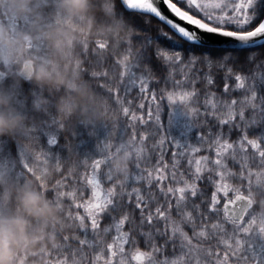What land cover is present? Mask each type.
Returning a JSON list of instances; mask_svg holds the SVG:
<instances>
[{
	"label": "snow or ice",
	"instance_id": "snow-or-ice-1",
	"mask_svg": "<svg viewBox=\"0 0 264 264\" xmlns=\"http://www.w3.org/2000/svg\"><path fill=\"white\" fill-rule=\"evenodd\" d=\"M117 3L119 14L138 32L147 35L142 38L139 51L132 49L124 56L119 86L111 94L124 117L130 116L131 121L146 124L148 121L143 115L130 111L131 101L121 96L122 88L126 97L138 86L142 100L150 96L155 105V124L161 129L164 126L160 101L167 100L170 108L167 127L175 123L180 134V139L173 137L170 141L179 150L172 153L174 163L170 167L161 152L151 172L145 175L137 167L130 180L132 185L143 184L146 193L138 189L117 192L108 169L106 180L110 186L106 189L102 186L98 173L105 161L94 159L91 178L83 177L91 186V198L76 202L78 189L64 190L72 176H64L59 157L53 156L51 148L45 151L40 144L41 137L47 136L48 145H57V135L41 131L36 134L33 151L21 147L18 157L8 151L0 152V176L10 175L22 181L26 175L37 178L39 173L38 178L46 181L47 194L57 202L71 198L75 209L83 208L86 213L81 215L77 211L74 215L69 210V218L77 226L76 232L61 237L54 252L49 253L51 264H188L189 258L192 264H202L199 255L193 253L194 245L202 246L199 241H215L212 246H204L206 259L203 264H209V259L211 264H264V219L251 218L245 222L249 203L226 182L228 177H235V172H225L226 162L221 167L222 158L229 153L240 168H245L250 159L258 160L264 167V72L258 77L254 71L264 70V0H117ZM153 20L158 25L154 26ZM161 24L168 31L159 27ZM257 52L261 55H254ZM203 69H215L226 78L236 71L247 70L248 76H234L237 88L243 91L242 98L217 99L216 93L209 90L214 84V75ZM158 73H163L158 82L172 85L171 91L160 90L159 100L155 91H149V84ZM197 84L203 87L198 89ZM224 93H229L228 83L224 84ZM201 96L204 97L203 113L197 107ZM126 103L129 106H125ZM238 104L242 105L239 110ZM144 107L141 102L139 108ZM248 112L250 116L246 115ZM200 117H211L219 123L214 159L207 155L196 158L207 142L194 123ZM148 118H153L151 107ZM225 125L228 126L227 134L223 131ZM250 129H259V135L250 138ZM233 130L240 135L235 142H230L226 137ZM193 132H197L199 146L192 143ZM166 135L161 136L157 147L164 145ZM207 149L213 150L212 147ZM249 150L254 154L251 157ZM185 157L188 168L180 172V160ZM33 159L43 166L30 164ZM50 159L55 160L53 171L61 178L49 180ZM212 164L217 165L215 173ZM248 171L250 176L254 174L250 167ZM254 175L258 181L264 179V173ZM202 181L214 188L210 199L206 189L199 186ZM230 192L234 193V198H230ZM220 194L225 200L222 209L218 207ZM198 198L208 204L210 213L220 214L222 210L223 219L230 223L232 230L229 232L219 222H213L214 231L209 234L207 224L198 226L189 207L191 203L199 210V205L195 204ZM199 214L202 220L206 219L202 212ZM105 219L109 223L101 228V221ZM113 231L115 236L108 242ZM157 239L166 241L165 251L171 247V257L165 255L160 260L155 259L159 251L154 243ZM141 245L145 250H141Z\"/></svg>",
	"mask_w": 264,
	"mask_h": 264
},
{
	"label": "trees",
	"instance_id": "trees-1",
	"mask_svg": "<svg viewBox=\"0 0 264 264\" xmlns=\"http://www.w3.org/2000/svg\"><path fill=\"white\" fill-rule=\"evenodd\" d=\"M109 4L110 8L108 11ZM13 11L21 13L12 3L7 4L0 10V20L2 24H5L3 28L5 27L6 30L10 28L9 19L11 17L9 15ZM116 20L120 22L119 26L114 25ZM16 21L18 22L14 24V27L19 32L21 30L18 27L20 25L19 18H16ZM153 25H158V22L153 20ZM66 26L65 28L62 25L64 28L46 32L48 42V48H46L48 53L47 60L41 63L35 59V64H48L51 67L55 63L58 70L65 75L69 82L86 83L104 101L103 106L98 109L100 115L87 117L82 115L79 107L74 106V92L66 85H61L60 87L41 85L34 78L29 80L23 76L18 66L8 67L0 64V68L5 72L4 78L0 81V88L9 91L13 95L15 106L27 117V126L23 133L16 137L0 139V152L8 151L14 157H18L21 147L26 151H33L36 134L41 131H51L57 135V145H48L47 139L49 137L47 136L41 137L40 144L45 151L51 148L53 156L59 157L64 176H72V179L67 181L68 186L64 190L72 191L74 188L78 189L76 202H83L91 198V186L86 184L83 177L87 175L88 178H91V165L94 159H103L105 161V165L101 166L98 173L101 184L105 189L110 186V182L106 180L108 169L113 177V185L116 186L117 192H130L138 189L146 193L147 189L143 184H130L131 178L136 174L137 167L142 169L145 175L151 172L157 165L161 152H163L165 161L171 167L174 163L172 153L179 152V150L170 141L173 137L180 139L179 129L175 123L171 127H167L170 108L166 99L160 101L162 107L160 117L164 126V129H161L155 124V105L151 103L150 96L142 100L138 86L126 97L122 88L121 96L126 101H131L130 111L135 112L138 116L143 115L144 119L148 121L146 124L140 121H131L130 116L124 117L111 93L119 86V81L123 74L124 56L132 49L139 51L142 45V38L147 34L138 32L124 16L119 14L117 0H111L110 2L101 1L99 7H96V3L92 1L87 17L84 19L80 18L79 21L77 18L76 23L71 24L69 22ZM27 27L30 29L31 25ZM159 27L163 28L164 31H168L167 27L162 24ZM66 29L67 31H65ZM32 30L35 32L34 29ZM39 31L42 32V30ZM58 32L61 34L57 35ZM63 33H68V35ZM203 71H211L213 73L214 84L209 86V90L216 93L217 99L242 98L243 91L237 88L238 82L235 81L234 76L236 74L248 76L247 70L243 72L236 71L228 78L225 77L224 73H217L215 69H203ZM254 71L258 77L261 72H264L261 69H254ZM162 75L163 73H158L149 84V91H155L158 100L162 88H167L169 91L172 90L171 83L166 86L164 83L158 82ZM180 78L178 75L177 79ZM225 83L229 85V93H224ZM247 83L246 81V85ZM101 84H103V87H101ZM202 87V84H197L198 89ZM233 89L236 90L233 91ZM141 102L145 104L143 109L139 108ZM125 106L129 105L126 103ZM150 107L153 110V118L151 120L148 118ZM197 107H199L201 113L204 112L203 96H201ZM240 107L242 105L238 104L237 110ZM246 115L250 116L251 113L248 112ZM194 123L199 127L198 131L204 133L207 141L203 144L202 150L196 154V158L207 155L210 159H214L215 140L220 132L218 121L213 120L211 117H200ZM237 123L240 124L241 122L237 120ZM209 130L211 135H209ZM223 131L225 134L228 133L227 125L223 126ZM259 131V129H250L249 137L254 138L259 135ZM165 134L167 135L164 145L157 147L161 136ZM239 135L238 131L233 130L231 135L226 138L230 142H235ZM196 137L197 132H193L192 143L199 146ZM208 147H212L213 150L209 151ZM237 155H240L239 148H237ZM248 155L251 157L254 154L249 150ZM225 162L228 164V169H225V172L228 170L235 172V177H228L226 182L235 191L253 200L249 215L256 220L264 219V208L261 206V201H264V179L258 181L256 175H254L258 172L264 173V167L258 164V160L250 159L246 162L245 168H240L238 163L231 160V153L222 158L221 167ZM30 164L43 166L42 162L34 159L30 160ZM54 165L55 160L50 159L48 164L51 173L49 180L52 177L61 178L59 173L53 171ZM249 167L251 172L254 173L251 176L248 171ZM187 168V157H185L180 160L178 171L183 172ZM212 170L215 173L217 165L212 164ZM0 177L20 181L10 175ZM25 177L33 176L26 175ZM249 179L251 180L250 184L248 183ZM199 186L202 189H206L210 199L214 188L207 186L203 181L200 182ZM7 195L5 187L0 186V211L11 207V204L6 199ZM229 195L230 198H234V193L230 192ZM48 196L54 199L51 195L48 194ZM81 196L83 200H81ZM220 196L221 204L218 207L222 209L225 200L222 194ZM58 203L63 208L62 223L50 228L48 230L49 234L45 239L38 243L31 252L26 253L25 264H51L49 253L54 252V248L59 245L61 237L71 236L76 232L77 226L70 220L69 210L74 215L77 211L81 215H86L83 208L75 209L71 198H66L63 202ZM195 204L199 205V210L196 207H192L190 203V212L196 218L198 226L201 223L208 225L209 234L214 231L211 227L213 222H219L229 232L232 230L230 223L224 221L222 210L220 214L210 213L208 204L200 198L195 201ZM200 212L203 213L206 219H201ZM249 215L245 217V222L250 220ZM108 223L107 219L102 220L101 228L107 226ZM179 223L180 221L177 220V227H179ZM114 236L115 232L113 231L107 238L108 242H111ZM154 243L159 248L155 257L156 260H160L165 255L172 256L170 246L165 251V240L157 239ZM199 244L204 248L201 251L205 255L204 246H212L215 241H199ZM141 250H145L143 245H141ZM205 259L201 260L202 264ZM188 264H192V258H189ZM209 264H211L210 259Z\"/></svg>",
	"mask_w": 264,
	"mask_h": 264
},
{
	"label": "clouds",
	"instance_id": "clouds-1",
	"mask_svg": "<svg viewBox=\"0 0 264 264\" xmlns=\"http://www.w3.org/2000/svg\"><path fill=\"white\" fill-rule=\"evenodd\" d=\"M92 0H60V7L69 18L87 17ZM13 5L20 12H27L30 0H12ZM118 20L114 25L119 26ZM91 25V21H90ZM61 34L60 32L57 35ZM68 35V33H63ZM0 42L14 47L12 41L0 32ZM254 55H261L255 53ZM27 78L35 79L41 85L60 87L66 85L74 92V106L79 107L84 116H99L98 109L104 101L98 97L86 84L69 82L55 63L26 64ZM27 117L15 106L13 95L0 88V139L12 138L24 132ZM25 177L22 181H15L0 177V186L7 192L10 208L0 211V264H25L26 253L31 252L38 243L49 234L48 230L62 223L63 208L60 203L49 197L44 190L46 181ZM42 184L44 187H42ZM255 203V200H254ZM264 208V201H261Z\"/></svg>",
	"mask_w": 264,
	"mask_h": 264
},
{
	"label": "rangeland",
	"instance_id": "rangeland-1",
	"mask_svg": "<svg viewBox=\"0 0 264 264\" xmlns=\"http://www.w3.org/2000/svg\"><path fill=\"white\" fill-rule=\"evenodd\" d=\"M8 1L10 2H7L6 0H0V4H2V6H0V10L2 7L4 8L7 4L12 3V0ZM34 2L37 3V0ZM38 4H40L39 6H41L44 5L45 2L38 1ZM40 13L43 12L35 11L34 15H32L30 11L21 13L13 11L11 13L13 15H9V17H11V19H9L10 28H8L7 30L5 29V27L3 28L5 24H2V21L0 20V32H2L3 35L9 38L10 40L18 42L15 44L14 47H10L8 44L0 42V64L8 67L18 66V69L21 72L25 68L24 62L27 59H32L35 63L36 60L40 61L41 63H44L47 60L48 53L46 51V48H48V42L46 32H40L39 28L38 30H35V32H33L31 28L29 29L27 27L28 25H31V19L29 15H32L35 20V24L39 23L41 27L45 24H48V21L46 22L44 17L41 16ZM16 18H19L20 20V25L18 27L19 29L21 28L22 32L21 30L18 32L16 27H14V24L18 22L16 21ZM79 19L80 18H78V21ZM29 35L30 39H28ZM29 46H31V48H29ZM0 70L4 72L1 68ZM249 216L250 219L253 218L251 215ZM201 249L203 250L204 248L197 247L196 245L193 246V253L199 255L200 259L202 260L205 259L206 256L202 253Z\"/></svg>",
	"mask_w": 264,
	"mask_h": 264
},
{
	"label": "flooded vegetation",
	"instance_id": "flooded-vegetation-1",
	"mask_svg": "<svg viewBox=\"0 0 264 264\" xmlns=\"http://www.w3.org/2000/svg\"><path fill=\"white\" fill-rule=\"evenodd\" d=\"M34 1H36V0H30V5H29L28 11H30L32 13V15H34L35 11L43 12L40 14H41V16L44 17L46 22L48 21V24H45L42 27L39 23H36V24H38V25H36L33 16L29 15L30 19H31V28L32 29L38 30V28H39L40 30H42V32H52V31H55L57 29H61L64 27L66 28L67 27L66 25L69 22L71 24L76 23L77 18H69L67 16V14L64 13L62 8L60 7V0H37V3H35ZM38 1L45 2V4L39 6L40 4H38ZM92 1H94L96 3V7H99V3L101 1L110 2L111 0H92ZM109 8H110V4L108 7V11H109ZM61 24L64 25V27H62ZM65 31H67V29ZM28 38L30 39V35L28 36ZM29 48H31V46H29ZM33 64H35L34 61H33Z\"/></svg>",
	"mask_w": 264,
	"mask_h": 264
},
{
	"label": "water",
	"instance_id": "water-1",
	"mask_svg": "<svg viewBox=\"0 0 264 264\" xmlns=\"http://www.w3.org/2000/svg\"><path fill=\"white\" fill-rule=\"evenodd\" d=\"M28 61H32V60H27V61H25V69L23 70V75L25 76V77H27V69H26V64H27V62ZM32 63H33V61H32ZM4 77V73L0 70V80L2 79ZM246 197V196H245ZM246 199H247V201H248V203H249V209H250V207L252 206V200L250 199V198H248V197H246Z\"/></svg>",
	"mask_w": 264,
	"mask_h": 264
}]
</instances>
